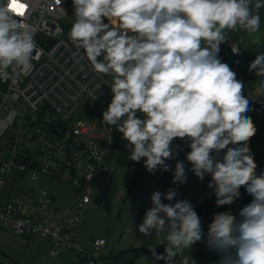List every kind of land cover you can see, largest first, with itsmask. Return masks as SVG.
I'll return each instance as SVG.
<instances>
[{
  "label": "clouds",
  "instance_id": "obj_1",
  "mask_svg": "<svg viewBox=\"0 0 264 264\" xmlns=\"http://www.w3.org/2000/svg\"><path fill=\"white\" fill-rule=\"evenodd\" d=\"M61 5V0H55ZM75 20L69 37L83 49L98 73L112 77V99L102 120L115 128L150 174L170 171L172 144L184 140L190 171L201 181L211 176L217 207L232 205L241 188L252 197L238 214L213 215L207 233L190 201H173L178 193L153 192L138 231H155L164 254L149 247L165 264H196L189 252L198 242L219 254L217 264H264V171L250 148L256 127L245 84L220 58L225 30L260 28V0H72ZM23 5V8L21 7ZM22 0L0 4V68L15 64L31 69L36 33L16 17L26 12ZM255 10V11H254ZM21 12L23 14H21ZM107 18V23L104 22ZM234 53H238L233 48ZM249 71L264 77V53L256 54ZM264 83V81H261ZM138 113L143 114L140 118ZM223 150V153H222ZM187 171L177 160L173 184H185Z\"/></svg>",
  "mask_w": 264,
  "mask_h": 264
},
{
  "label": "built area",
  "instance_id": "obj_2",
  "mask_svg": "<svg viewBox=\"0 0 264 264\" xmlns=\"http://www.w3.org/2000/svg\"><path fill=\"white\" fill-rule=\"evenodd\" d=\"M22 3L27 10L16 18L36 33L37 49L30 70L15 64L0 68V228L47 240L52 255L68 249L83 264H112L102 253L105 238H94L89 250L77 234L93 195L101 190L102 175L113 177L115 171L120 133L102 120L112 99V77L96 72L70 39L72 0H61L59 6L55 0ZM233 31L225 30L226 53L232 56L230 67L237 79L245 82L241 69L246 54ZM226 53L220 57L224 63ZM39 178L52 186L70 185L74 199L60 208L48 188L21 187Z\"/></svg>",
  "mask_w": 264,
  "mask_h": 264
},
{
  "label": "rangeland",
  "instance_id": "obj_3",
  "mask_svg": "<svg viewBox=\"0 0 264 264\" xmlns=\"http://www.w3.org/2000/svg\"><path fill=\"white\" fill-rule=\"evenodd\" d=\"M260 2L264 3V0H260ZM258 14L260 15L261 22L260 28L257 32L249 33L246 30L239 29L238 26L232 33L233 39L238 42L246 54L247 61L243 65L241 73H244L246 69L248 70L247 75L244 74L246 77V81L244 82V94L251 99L258 98L264 87V83H261V81H264V77H258L254 71H249V64L255 59L256 54L264 53V7H261L258 10ZM104 22H108L107 18H104ZM220 49L221 51L219 55L221 57L223 53H226L227 44H221ZM225 56V63L230 65L232 56L229 52H227ZM10 68L11 66L5 69ZM138 115L140 118H143V114L139 113ZM79 118L84 117L81 116ZM258 142V138L254 135L251 138L249 146L258 165L256 171L259 174L264 171V142L257 150H254L256 143ZM174 149L175 148H173V150ZM175 162L176 159L174 163ZM137 171L138 170L133 167L115 165L113 175L115 178V192L107 195L101 203L96 202V197H98L101 192H96L93 195V203L87 210V216L81 221V225L79 227V240L86 249L91 250L93 248V238L97 237L106 239L107 244L103 248L102 253L105 254L106 251L114 248V255L117 256L114 260V264H136L133 262L135 257H129V252H121L127 249V245H129L135 236H138L139 238L145 236L138 231V226L143 222L146 210L152 206V192L159 187L157 179L160 177V174L158 172L150 174L147 170H142L138 174ZM193 177L196 185H199L200 188L206 187V189L213 192V189L208 187V184L211 181L210 175H205L203 181L196 177L195 174H193ZM21 187L27 191H32L42 187L48 188L57 197V206L60 208L68 206L75 196V192L70 185L57 184L56 186H52L46 184L43 178H39L33 183H23L21 184ZM117 194H120L122 197L118 198ZM238 201L239 200L237 199L234 204L239 205ZM129 228L131 231L126 239L121 242L120 236L123 230L127 231ZM4 235L7 236L6 238H9L8 243L10 244V249L17 248V245L14 243L15 240L7 233H4ZM149 235L150 239H153L154 237L160 239V236L155 231ZM139 238L136 241H139ZM39 240L45 239L36 238L33 241ZM6 253L11 255V259L15 258L20 264H54L51 254H45L41 248L34 251H24L21 254L20 250L16 251V253H11L9 250ZM107 253L111 252L108 251ZM33 256L37 257L32 259ZM73 261H75L76 264H81V262L83 263V259L77 255L76 251L68 249H61L60 255L54 259L55 264H71ZM9 262L10 258H7L6 263Z\"/></svg>",
  "mask_w": 264,
  "mask_h": 264
},
{
  "label": "crops",
  "instance_id": "obj_4",
  "mask_svg": "<svg viewBox=\"0 0 264 264\" xmlns=\"http://www.w3.org/2000/svg\"><path fill=\"white\" fill-rule=\"evenodd\" d=\"M264 89V87H263ZM263 89L261 90L260 93H262ZM259 93V95H260ZM185 141L181 140L179 138H175L173 143H174V151H178L181 149L183 143ZM176 162L177 160H181L184 162L186 171H187V182L185 184H174L175 187L178 189V195L176 197V200H182L186 199L191 202L193 207L197 206L202 200H204L208 195L212 193V191H209L206 189V187L200 188L199 185L195 184L194 177H193V172L190 171L191 169V164L186 160V155H182L181 153H177V157L175 158ZM174 159V161H175ZM173 159H172V171L175 168V164ZM170 181L172 182V172L170 174ZM173 184V183H172ZM239 205H235L234 203L232 205H229L232 209L238 210L241 207L242 204V193L240 198L238 199ZM202 225H203V230L205 233H207L208 226H207V220L204 217H201ZM81 225V223H80ZM77 228V234L80 236V231L79 227ZM131 229L129 228L127 231L123 230L122 234L125 232V235L123 239L120 236V241L123 242L124 239L128 236L129 232ZM4 233H7L11 236L12 239L15 240V244L17 245V248L10 249V244L8 243L9 238H6L7 236L4 235ZM97 238V237H96ZM138 236H135L134 239L127 245V249L125 251H122L121 253H127L129 252V257L134 256L135 258L133 259V262L136 264H165L163 260H157L155 257L151 255V252L149 251V247L155 246L157 254H163L162 253V248L164 249V246L159 244V240L157 237L150 239V235L143 236L142 238H139ZM94 239V238H93ZM34 239H30L24 236H20L19 234L15 233L12 230L9 229H4L0 228V258L6 263L7 258H10V261H16L15 258L11 259V255H8L6 252L10 250L11 253H16V251L20 250V254L24 251H34L38 249H42L45 254L50 253L51 256L53 257L52 261L54 262V259H56L57 256L60 255H52L51 253V245L47 240H39V241H33ZM93 241V240H92ZM199 243V244H198ZM195 245L192 246L191 249H189V252L185 250L184 255H190L192 259L196 261V264H217V261L219 260V254L215 251H210L206 245L205 242H198ZM201 243V246H200ZM129 246V247H128ZM6 252H5V251ZM201 250V254H200ZM61 251V250H60ZM110 251L111 253H107ZM105 252L104 256L108 259L111 260L112 264H114V260L117 256L114 255V248H111ZM110 254V255H108ZM78 255V254H77ZM110 256V257H109ZM37 256H33L32 259H35ZM55 257V258H54ZM181 256H177L175 259L174 264H181ZM17 262V261H16ZM18 264H20L18 262ZM71 264H76L75 261H73ZM81 264H83L81 262Z\"/></svg>",
  "mask_w": 264,
  "mask_h": 264
},
{
  "label": "trees",
  "instance_id": "obj_5",
  "mask_svg": "<svg viewBox=\"0 0 264 264\" xmlns=\"http://www.w3.org/2000/svg\"><path fill=\"white\" fill-rule=\"evenodd\" d=\"M248 70L244 72V74L247 75ZM248 80V79H247ZM249 99H251L249 97ZM250 106H251V111L247 113V115L252 117V120L254 122V125L257 129L255 136L258 138L259 142L256 143L255 149L257 150L259 146L264 142V89L261 93V95L256 98V99H251L250 101ZM139 114V113H138ZM257 142V141H256ZM127 144V141H125L122 138V135L120 134L118 141L116 143V149H115V156H114V161L115 164L118 166H124V167H133L136 168L138 171L137 173L139 174L140 171L146 170L143 164V158L141 162L135 163L131 161L129 156L131 155V150L127 148L125 145ZM172 148H174V143L172 144ZM190 149L188 148L187 144L184 142L181 149L178 151H174L178 154L186 155ZM223 153V150H222ZM172 160L166 161V163L170 166V171L168 172H163V171H157L160 174V177L157 179L158 182V189L154 190L155 191H160L161 193H166L169 189H173L177 191L178 189L175 187L174 184L170 181V174L172 172ZM138 176V175H137ZM101 190L100 194L96 199L97 203H101L103 199L109 195L110 193H114L115 189V178L114 177H109L106 174L102 175L101 177ZM152 192V194H153ZM241 193H242V204L241 207H244L248 203L251 202L252 197L244 190V188H241ZM152 196V195H151ZM176 198L173 201H167L162 198L163 203H175ZM199 216L204 217L207 220V226L209 223H211L213 215L215 213L221 212V211H226V210H231L233 214H238V210L232 209L229 205H225L222 207H217L215 204V196L214 192H212L210 195H208L204 200H202L197 206L194 207ZM165 249L162 248V253L164 254ZM0 264H18V262L11 260L9 263H5L1 258H0Z\"/></svg>",
  "mask_w": 264,
  "mask_h": 264
},
{
  "label": "water",
  "instance_id": "obj_6",
  "mask_svg": "<svg viewBox=\"0 0 264 264\" xmlns=\"http://www.w3.org/2000/svg\"><path fill=\"white\" fill-rule=\"evenodd\" d=\"M202 243V242H201ZM201 243H200V246H201ZM200 254H201V250H200Z\"/></svg>",
  "mask_w": 264,
  "mask_h": 264
},
{
  "label": "snow or ice",
  "instance_id": "obj_7",
  "mask_svg": "<svg viewBox=\"0 0 264 264\" xmlns=\"http://www.w3.org/2000/svg\"><path fill=\"white\" fill-rule=\"evenodd\" d=\"M21 7L23 8V5ZM21 14H23V13L21 12Z\"/></svg>",
  "mask_w": 264,
  "mask_h": 264
}]
</instances>
